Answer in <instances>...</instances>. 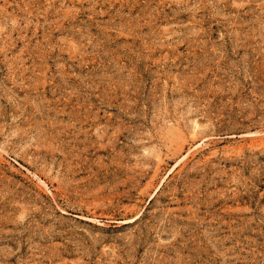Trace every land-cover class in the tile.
I'll use <instances>...</instances> for the list:
<instances>
[{"label": "rangeland", "instance_id": "obj_1", "mask_svg": "<svg viewBox=\"0 0 264 264\" xmlns=\"http://www.w3.org/2000/svg\"><path fill=\"white\" fill-rule=\"evenodd\" d=\"M0 264H264V0H0Z\"/></svg>", "mask_w": 264, "mask_h": 264}]
</instances>
